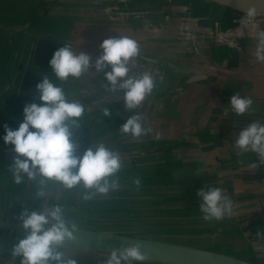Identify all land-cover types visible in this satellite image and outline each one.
Masks as SVG:
<instances>
[{"label":"crops","instance_id":"crops-1","mask_svg":"<svg viewBox=\"0 0 264 264\" xmlns=\"http://www.w3.org/2000/svg\"><path fill=\"white\" fill-rule=\"evenodd\" d=\"M152 1L145 2L151 15L146 20L137 19L129 24L134 28L132 30L126 28L125 21L122 23L119 19L110 20L107 12L97 7L94 0H0V251H2L0 258L5 256L4 259L11 260L13 246L26 236L19 225L20 213L24 208L39 209L42 203L44 206L59 204L64 209L65 218L82 230L88 231V228L94 225L103 229L113 228L108 227V224L117 221L118 228L131 229L133 225L134 229L129 231L123 229V233L110 231L114 235L121 234L123 237L128 235L133 239L150 242L148 239L163 238L159 241L183 244L184 237L179 238L178 232L179 227L188 231L189 217L186 212L191 207L190 196L196 195L202 187L207 188L204 184L205 178L217 176L212 180H216L217 184H224L223 188L229 191L228 195H245L251 197V201L233 204V212L236 211L237 216L242 215L238 211L245 205L242 215L245 219L235 228L232 224V228L227 230L229 228L227 223H219L224 219L213 223V225L219 223L215 226L219 229L216 232L219 237L214 238L211 243L217 244L216 247L221 250L224 249L222 248L224 244L236 245L237 249H242L244 256L233 254L232 257L250 264H264V239L257 237L258 231L264 234V166L255 171L250 169L249 157L252 161L258 162L256 155L249 153L238 158L235 155L233 139L228 141L221 136L224 131H234L235 136L238 135L250 120L264 121V63L257 62L253 55L256 32L264 30V20L254 21L248 25L253 30L249 34L243 32L230 34L229 44L219 43L217 37L221 36H218V30L212 28L208 30L202 25H197L199 22L190 23L194 24L193 32L200 40L199 53H194L184 44L178 45L174 38V34H179L178 30L183 31V28L174 25L173 21L177 19L170 21L165 19L168 15L152 14L156 11ZM152 23L162 28V31H158V37L149 27ZM119 36H128L136 40L140 46V55L135 59L136 65L133 69L136 68L138 71L144 61L154 60L153 63L145 65L147 68L143 72H150L154 76L159 72L164 76L161 87L153 91L154 93L146 98L137 110L144 118L145 126L152 128V133L139 139L122 134L119 131L121 125L132 115L125 111L122 103L121 108L110 110L109 116L102 113L97 119H85L78 133L80 137L78 154H83V148L88 140L113 135L116 142L114 150L119 151L124 163L122 169L127 171L128 168L129 171L130 159L137 158L135 165L142 169L162 171L171 180L183 181V185L173 187L172 191L165 193L160 200H155L156 203H161L160 208L152 206L157 210L173 209L172 211L181 212V218L172 216L167 221L164 219V217L168 219L166 215H159L155 219L145 218L146 207L138 208L141 202L145 204V200L141 198L143 195L141 190L127 192L124 187L123 190L119 189L107 197L97 195L93 199L84 200L86 190L83 185L68 190L50 182L47 186L48 197L41 201L35 198L38 187L36 182L25 178L22 184L17 185L12 180L9 167L13 150L11 146L4 145L2 139L5 135L4 125L17 129L18 122L23 121L24 106L33 102L40 103L36 85L42 82L41 78L45 73L52 77L55 83L60 84L52 76L49 68V61L54 52L58 47L70 44L73 50L87 53L95 59V53H100V45L104 40ZM160 64L165 65L164 71L158 70ZM131 69L130 76L133 72ZM97 80L92 67L82 78L69 79L66 86L63 87L62 84L60 86L72 91L75 95L73 98H77L79 97L77 83L83 84L82 89L85 91L82 94L85 96L80 95V98L92 103L94 85L100 87V94L103 97H109L104 88L107 81L104 78L101 81ZM164 85L169 86L170 90L164 92V88L162 89ZM234 93L250 96L254 100L253 111L247 117L239 118L235 115L228 117L224 114L228 109L226 104ZM194 131L199 133L191 139ZM210 131L219 134H214L213 138L211 136L200 138ZM211 141L214 142L213 146L208 145ZM226 142H229V145ZM199 143L200 145L203 143L201 146L204 148L198 147ZM178 145H181V153L174 152V147H180ZM190 147L202 149L199 150V154L209 153L214 155L211 157L220 156L222 160L219 165L211 164L209 167L211 172L208 173L203 166L192 169L189 166ZM228 147L234 150L226 155ZM207 159L201 158L197 163ZM191 170H197L198 175L194 176L195 173H191ZM118 176L119 182L125 178V175L121 176L120 173ZM190 177H196L200 184L192 193L189 188ZM114 200H117V204L113 203ZM198 205L200 207V203ZM111 208H117L123 214L130 210L138 214L131 218L132 221H127L126 215L119 219L111 218L107 212ZM94 211H104L101 222H96L100 217ZM174 217L177 221H174ZM230 217L232 220L238 218L234 215ZM160 229L167 230V233H162V236L166 235L165 237L157 235V231L161 232ZM141 231L147 233L142 234ZM101 233L107 232L101 230ZM202 243L203 248H208L206 241ZM120 247L72 239L65 242L62 251L67 256L81 259V264H88L94 260L97 264H105L111 248ZM145 253L157 264H193ZM210 264L221 262L213 261Z\"/></svg>","mask_w":264,"mask_h":264},{"label":"clouds","instance_id":"clouds-1","mask_svg":"<svg viewBox=\"0 0 264 264\" xmlns=\"http://www.w3.org/2000/svg\"><path fill=\"white\" fill-rule=\"evenodd\" d=\"M255 16L254 9L247 10L241 18V25L247 28L254 23ZM139 55L140 46L136 40L128 36L111 37L101 43L100 54L95 59L73 50L70 44L58 47L49 61V68L60 84L82 78L92 67L97 73H103L107 81L106 91L112 94L121 92L125 111L132 113L119 131L139 139L150 135L152 128L145 126L146 122L137 110L158 84L164 83V76L159 72L155 76L147 71L129 75L132 61ZM253 55L257 62L264 63V30L256 32ZM41 81L36 85L40 103L24 106L23 121L18 122L17 129L4 125V145L13 150L9 167L13 182L20 185L25 178L36 182L35 198L41 201L48 197L50 182L68 190L83 185L86 190L84 200L97 195L107 197L119 191L118 174L124 167L119 151L99 143L95 152L89 148L79 155L78 132L86 112L85 104L69 99L64 88L47 73ZM226 105V116L247 117L253 111L254 100L234 93ZM103 115L109 116L110 110L105 108ZM232 142L238 158L249 153L256 155L258 162L249 157L250 169L255 171L264 166V121L250 120ZM132 184L139 189L141 178H134ZM196 195L201 201L199 212L205 223L219 222L232 214L233 201L222 188L202 187ZM19 225L26 236L13 246L11 264L17 259L19 264H78L75 258L62 251L65 242L74 238L77 225L65 218L64 209L59 204L44 206L42 203L39 209L24 208L19 215ZM257 237L264 239V234L258 231ZM141 248L138 242L113 248L105 264H147L149 256Z\"/></svg>","mask_w":264,"mask_h":264},{"label":"rangeland","instance_id":"rangeland-1","mask_svg":"<svg viewBox=\"0 0 264 264\" xmlns=\"http://www.w3.org/2000/svg\"><path fill=\"white\" fill-rule=\"evenodd\" d=\"M94 1L96 3L95 5L97 7H99L100 9H104L105 12H107L106 13L107 17L110 20L115 19L117 21L119 19L120 22L122 21V23H123V21H125L127 29L134 30V28H131L132 26H129V24H132V22L137 20V19L146 20V19H148V16L151 15V11H150L149 7L147 6V4H145V2L148 0H94ZM152 2H153V4H155V7H156V8H154V10L156 9V11L152 12V14H154V16H155V14H157L158 16H160L161 14H164V15H168V17H165L166 20L172 21L174 19H177V20L173 21L175 23L174 25L177 24L178 27L183 28V31L178 30L179 34L178 33L174 34L175 35L174 38L178 41V45L184 44L188 50H192V51H194V53H199L198 51H199V41L200 40L198 39V36L193 32V31H195V30H193V26L197 22H199V23H197V25H202L206 29L212 28V29H215L216 31L218 30V36H221L223 38H221V37H217V38H218L219 43L221 42L222 44H229L231 42V38L229 36L232 33L243 32V33L249 34V33H251V31H253L250 27L247 26V28H245L244 26L241 25V18L245 13L238 11V10H235V9L228 7V6H225V5L216 4V2H214L212 0H153ZM121 8H123L124 10H122ZM260 20H264V17L255 16L254 21H260ZM145 22H148V21H145ZM164 23H166L165 20H164ZM190 23H194V24H190ZM149 27L152 31H155L157 33L156 34L157 37L159 36L158 31H160V30L162 31V28L159 27V25H153V23ZM194 29H196V27ZM200 33H203V32H200ZM200 33H198V34H200ZM226 34H228V35H226ZM202 37H204V36H202ZM179 52L181 53V51H179ZM99 54L100 53H95V55H96L95 58ZM135 62L136 61L133 60L131 65H130V69L132 68L131 70L133 71L131 73L132 75H137L138 73H142L144 71V69L147 68L145 65L147 63H150V62L153 63L154 60L144 61L141 65V68L138 69V71H136V68L133 69L136 65ZM157 68H158V70L164 71L165 65L158 66ZM94 73L96 75V79H98L97 81H101L104 78L103 73H97L95 68H94ZM62 86L63 87L66 86V83H63ZM83 86H84L83 84L77 83L78 96H79V97L76 96L77 98H73V96H75V95H73L72 91H67V88L64 89L66 94L68 95L69 99L79 100L82 103H84L86 106V112L81 119V125H82V123H84L85 119H88V118L97 119L98 117H101L103 110L105 108H108L109 110H114V109L117 110L118 108H121L122 103H123V94L121 92H117L115 94L109 93V97H103L100 94L101 93L100 87H97L98 85H94L93 102L91 103L89 100L85 101V99L80 98V95L85 96V94H82L83 91H85L84 89H82ZM158 87L160 88L161 84H158ZM104 88H106V86H104ZM157 88L155 90H157ZM162 89L164 90V92H167L170 90L169 86H166V85H164L162 87ZM161 92H163V91H161ZM70 95H72V96H70ZM239 118H243V117H239ZM206 122L208 123V121H206ZM203 126H205V125H203ZM198 133H199L198 131H197V133L194 131L193 134L191 135V139L193 137H195L196 134L198 135ZM235 133L236 132H234V131H224V132H222L221 136H222V138H224L228 141L230 139L234 140L235 139ZM214 134H219V133L210 131L208 133H204L200 138H208V136H211L213 138ZM209 143H210V144H208L209 146H213V144H214V142H212V141ZM226 143L229 145V142H226ZM201 145H203V143ZM201 145L199 143L198 147H200ZM178 146H180V147H177V148L174 147V149H175L174 152L181 153V145H178ZM200 148H204V146H201ZM200 148L193 149V147H190L189 166L192 169H196L198 166H200L198 168H201L203 166L202 168H204V169L206 168V173H208L209 171L211 172V170L209 169L210 165L211 164L219 165V163L222 159L220 158V156L219 157H211L214 155L209 154V153L204 154V152H203V153L199 154V150L202 151V149H200ZM216 149L219 150L218 148H216ZM213 150L217 151L215 149H213ZM233 150L234 149L228 147L226 149V155L231 154L233 152ZM218 152L220 153V151H218ZM132 157H130V158H132ZM201 158L202 159L208 158V159L201 162V163H197V162H199V160H201ZM136 159L135 158L130 159L131 160V165L129 164V171L130 172L128 171V168H127V171L124 169L121 170L120 174H121V176L125 175V178L120 179V186H121L120 190H123L125 187L124 190H126L127 192L128 191L137 192L140 190L143 191V195L141 198H142V200H145V204L143 202H141V204L138 206V208L143 207V206L146 207L145 209L147 212L144 214L145 218L155 219L159 215L168 216V219L164 217V219L166 221L171 219L172 216H175V217L178 216L179 218H181L182 217L181 212H178L176 210L172 211L173 209H169L167 211H164L165 209L157 210V208H152V206L155 205V206H158L160 208L159 204H161V203H156L155 200H157V199L160 200L161 197L163 195H165V193H169L170 191H172L171 189L173 187L176 188L177 186L183 185V181L179 180V179H174V180L172 179L171 180L170 178L167 177L168 175L162 171H156V170L151 171L148 169L146 170L145 168L142 169L140 166L135 165ZM223 161H225V160H223ZM221 163H223V162H221ZM123 171H126V173H123ZM191 171H192L191 173H195L194 176L198 175L197 170H191ZM137 177L141 178V180H142V184H141L139 189H137L136 186L132 184V180L134 178H137ZM213 177L214 176H211V177L209 176V178L208 177L205 178L204 184H206L207 187H220V188H222L224 190V194L229 196L232 199L233 204H235L236 202L241 203V202H250L251 201V197H248L245 195H242V196L241 195L240 196L228 195L229 191L226 190L225 188H223L224 184H217L216 180H212ZM216 178H217V176L214 177V179H216ZM187 182L188 181L186 180V183ZM198 184H199V180L196 177H190L189 178V188L191 189L190 190L191 193L195 192L194 190H196V186ZM225 191H227V192H225ZM199 201H200V199L197 197V195H191L190 196L191 207H190L189 211L186 212V213H188V217H189V228L187 231L186 228H183V230H182V228L179 227V232H178L179 238H181V236L184 237L183 239L185 240V242L183 244H182V242L179 244H176V243H167V242L159 241L163 238H157L158 240L148 239V238H144V239L151 240V242H154L156 240V242H154V243L161 245L162 249H168V250H172V251H182V252L187 251L190 253L195 251V252H199V253H203V254L205 252L204 256L211 255V256H215V257L221 256L224 258H234V257H232L233 254H234V256H244L242 249H237L236 245L224 244V245H222V248H224L223 249L224 251H223L220 248L216 247L217 244H215L214 242L211 243V241H213L214 238L219 237V234L216 233L219 229H216V227H215L219 223H227L228 224L227 227H229V228H227V230H230V228H232V224H233V227L235 228L241 221H244L245 218L242 215H244V211H245L244 206L245 205H242L243 209L238 211L239 213L242 214L241 216H237V212L232 211L231 215H234L238 218L232 220V218L229 215H226L223 222H219V223L213 225V223L216 221H213L211 223H205L202 220V214L199 212V207H198L199 206L198 203H201V201L200 202ZM113 203L117 204V200H114ZM95 212L96 211H94V213ZM107 212H108V217L110 216L111 218H118L119 219V218H122L123 215H126L127 221H132L131 218L135 217L136 216L135 214H138V213H134L133 210L127 211L126 214H123L117 208H111V210L107 211ZM96 213H97V216L100 217L99 219H97L96 222H101L102 221L101 218L104 215L103 214L104 211L96 212ZM175 217L173 219H174V221H177L178 217L177 218H175ZM111 222H112V224H108V227L111 226L113 228L103 229V227L100 228V227H97L96 225H94L92 228L89 227L88 231H92V232H98L99 231V233H101V230H103V232H107L105 234H112L110 231L123 233V229H125V228H118L117 224H119V223L117 221H111ZM126 228L127 229H125L124 231H129V230L134 229L133 225H132V227H130L131 229H129V227H126ZM77 230H82V229H79L77 227ZM160 230H161V232L157 231V235L159 237H165L166 235L164 234L162 236V233L163 232L165 233L167 230H163V229H160ZM196 231H198V232H196ZM108 232H110V233H108ZM141 232H142V234L147 233V231H141ZM131 233L133 234L134 231H132ZM127 237H130V236L127 235ZM205 241L209 245L208 248L207 247L203 248L204 245L202 242H205ZM258 247H260V246H258ZM210 248H212V249H210ZM231 248H232V251H231ZM111 249H113V248H111ZM220 250L222 252H220ZM4 257L0 258V264H11V260L4 259ZM75 259L77 260L78 264L82 263L81 259H77V258H75ZM90 262H93V263H90ZM90 262H88V264H97L95 262V260L90 261ZM147 263L157 264V263H155V260H152V258L149 259ZM15 264H19V259L16 260Z\"/></svg>","mask_w":264,"mask_h":264},{"label":"water","instance_id":"water-1","mask_svg":"<svg viewBox=\"0 0 264 264\" xmlns=\"http://www.w3.org/2000/svg\"><path fill=\"white\" fill-rule=\"evenodd\" d=\"M117 133V132H116ZM113 135H104V136H98L96 138L88 140V142L85 144L83 148V152L89 148L95 152L96 148L99 146V143H104V146L110 147L114 150L116 142L114 141ZM73 240H86V241H92V242H100L104 244H110L114 246H128L130 243H140L142 245L141 251L142 252H149L152 253L156 256L160 257H165L168 259H178L181 261L193 263V264H202L207 263L210 264L213 261H220L221 264H250L246 263L241 260H237L234 258H224V257H215L211 255H205L203 253L199 252H187V251H172L168 249H162L161 245L150 242V241H145V240H137L133 239L130 237H123L119 235H114V234H105V233H99V232H92V231H86V230H77L74 233V238ZM6 251V250H4ZM2 252V251H0Z\"/></svg>","mask_w":264,"mask_h":264},{"label":"bare ground","instance_id":"bare-ground-1","mask_svg":"<svg viewBox=\"0 0 264 264\" xmlns=\"http://www.w3.org/2000/svg\"><path fill=\"white\" fill-rule=\"evenodd\" d=\"M216 4L225 5L235 10L246 13L254 9L257 17H264V0H212Z\"/></svg>","mask_w":264,"mask_h":264}]
</instances>
